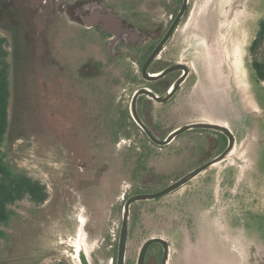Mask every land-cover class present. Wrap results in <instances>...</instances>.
<instances>
[{
	"label": "rangeland",
	"instance_id": "374dc122",
	"mask_svg": "<svg viewBox=\"0 0 264 264\" xmlns=\"http://www.w3.org/2000/svg\"><path fill=\"white\" fill-rule=\"evenodd\" d=\"M105 1L143 30L167 24L170 16L156 9L154 0ZM60 2L75 0H0V34L8 43L10 65L8 128L0 160L12 174L38 181L47 192L42 204L24 198L7 207L8 218L0 224V264H79L80 238L90 264H110L111 251L105 247L112 244L108 238L113 223L121 221L125 200L165 188L217 153L211 149L215 133L207 130L189 131L163 147L137 130L110 126L88 139L89 117L76 98L71 119L66 83L72 81L75 95L88 101L89 84L83 91L77 83L82 81L75 77L78 67L88 60L104 62L90 80L98 95L112 79L139 76L141 56L149 47L108 52L102 36L68 23L57 7ZM213 5L216 11L209 9ZM221 14L230 20L237 68L220 58L230 70L222 67L226 80L219 86L207 80L203 66L219 56L225 28ZM262 20L264 0H192L188 16L156 61L157 69L181 62L190 71L170 103L153 106L158 139L186 124L216 120L209 111L218 109L213 95L224 96L231 112L225 124L237 137L225 161L175 192L131 208V219L147 231L135 233L134 239L167 235L178 254L197 244L190 251L192 264H264V82L257 81L251 67L254 60L264 63V42L249 51ZM58 76L62 90L56 88ZM114 94L122 95L120 90ZM171 258L176 261L177 255Z\"/></svg>",
	"mask_w": 264,
	"mask_h": 264
},
{
	"label": "flooded vegetation",
	"instance_id": "af4514ba",
	"mask_svg": "<svg viewBox=\"0 0 264 264\" xmlns=\"http://www.w3.org/2000/svg\"><path fill=\"white\" fill-rule=\"evenodd\" d=\"M154 1H156V5L154 6L156 9L162 8L165 11V13L170 14V16L168 17L167 24L165 25L154 24L152 28H150L149 30H143L131 24L129 20L119 15L117 12H115V10L110 8L105 0H75L74 3L67 4L65 2H60L57 4L58 5L57 7H59L60 10H62L61 12L62 16L67 17V21L69 24L73 25L74 27H78L81 30V32H92L93 34L95 33L102 36V38H104V40L106 41L105 42L106 47L108 52L110 53L111 52L119 53V50H124L127 48L149 47L148 53L145 56L143 55L141 56V58L144 57V59L141 61L139 66V76H135L133 78L129 76V77H119L112 79V82L104 83V86H102L103 92L99 93L98 95H94L90 80L96 78L95 76L98 73L100 64L102 65L104 62H94L88 60L82 66L78 67L74 72L76 75L75 77L81 79L82 81H78L77 83L79 84L82 83L84 87L83 91L87 90V85L89 84L88 86H89V91L91 92L90 94L91 98H89L88 101H83L81 98L75 95V88L77 87L75 84H73L72 81L66 83L64 91H67L66 94L69 97L71 119L73 120V114H74L73 108L76 104L75 102L76 98L80 100V103L77 104H81V106L84 108L83 114L88 115L89 117L88 139H90V135H92L93 131L94 132L108 131V129L110 128L112 129L114 128L116 131L137 130L138 132H141L144 136L148 138L142 127L138 125L137 122L133 119L132 110L135 111L137 117L139 118L140 122L144 125V127H146V129L155 136V133L159 132V129L157 128L156 124H154L151 121V117H153V106L155 104L166 105L170 103L175 98L177 93L180 91L182 85L186 82V80L189 77V73H190L189 68L184 63L176 62L175 64L167 65L162 68L159 67L160 69H157L156 61L159 59V55L162 53L166 45L169 43L170 39L173 37L174 33L177 31L180 23L183 20H185V18L188 16L192 0H164L163 2H160L159 0H154ZM215 8H216L215 5H213L209 9H213L214 11H216ZM110 16L114 18L115 21L119 23V25H121L119 26V29H116L113 22L110 21ZM169 31L170 34L167 41L164 43V45L161 47L156 57L151 61V63L146 68L145 74L147 75V77H145L143 75V67L147 58L157 48L161 40L166 36V34ZM148 40L152 42L148 46H145ZM251 45L249 46V51ZM172 66H178V69L166 74L164 77L159 79L148 78L158 75L160 72ZM182 67L187 69L186 74ZM172 75H174V78L172 77ZM56 79H57L56 88L58 87L59 90L60 88L62 90V87L64 85L60 84L59 76L56 77ZM179 80H181V82L178 88L176 89L175 93H173L172 96L164 102L156 101L155 99L151 98L147 93L139 94L138 96H136L134 101V96L138 91L141 92L146 91L154 95L156 98H161L165 96L172 89L175 83ZM118 90L121 91L122 95L116 98L114 92ZM124 92H130V94L127 95ZM78 95L81 96L82 92ZM126 96L129 98V100L124 99ZM93 98H96L97 100H95L94 102ZM133 102H134V109H132ZM180 127L173 129L171 132H173L174 130ZM194 130H205V129H194ZM189 131H193V130H189ZM189 131L177 135L172 140V142ZM207 131H212V130H207ZM212 132L215 133V136L214 139L211 140L212 141L211 149L213 151L216 150L217 153L214 154L212 157L207 158V160H211L217 157L218 155H220L228 145V138L225 134L217 131H212ZM234 137L236 143L237 137L235 135ZM149 141L153 143L150 139ZM149 193H154V192H149ZM149 201H153V200H149ZM138 202H143V201H138ZM138 202L132 203L129 207L127 239H126L125 253L122 264H170L169 262L171 259L170 247L172 245L168 241L167 235L149 236L142 241L139 240L140 238L139 236L136 239L133 238V235L135 233L145 235L147 232L145 231V227L140 228V223L138 221H133L130 216L132 206ZM250 214L259 217V214L255 212H250ZM121 225H122V217H121V221H119L118 223H113V235L111 238H108V240L112 244L105 247L106 250L111 251L110 264H119L118 248H119V234L121 230ZM167 232H168V226L167 224H165L164 233L166 234ZM156 239H160L162 242L153 241L147 244L148 241L156 240ZM133 240L136 241L134 242ZM136 243H138L137 247L135 246ZM144 246H145V250L143 253V258L141 259V253Z\"/></svg>",
	"mask_w": 264,
	"mask_h": 264
},
{
	"label": "water",
	"instance_id": "95a60500",
	"mask_svg": "<svg viewBox=\"0 0 264 264\" xmlns=\"http://www.w3.org/2000/svg\"><path fill=\"white\" fill-rule=\"evenodd\" d=\"M110 21L113 22V24H114L116 29H119V26H121L111 16H110ZM173 26H172V28H173ZM169 34H170V31L161 40V42L159 43L157 48L147 58V60H146V62L144 64V67H143V75L145 77H147V75L145 74L146 68L151 63V61L156 57V55L160 51L161 47L167 41V39L169 37ZM176 69H178V66H172V67H169L166 70L160 72L158 75H155L153 77H148V78L149 79H159V78L164 77L166 74H168V73H170V72H172V71H174ZM183 70H184V72L186 74L187 73V69L183 68ZM180 82H181V80L177 81L175 83V85L172 87V89L165 96H163L161 98H156L154 95H152L151 93H148L146 91L145 92L138 91V92H136V94L134 96V101H135L136 96H138L139 94L147 93L151 98L155 99L156 101L164 102L167 99H169L172 96L173 93H175V91L178 88ZM132 109H134V102L132 104ZM132 117L137 122V124L142 127V129L144 130V132L146 133L148 138L157 146H166L169 143H171L172 140L177 135H179V134H181L183 132L189 131V130H194V129H205V130H212V131L221 132V133H223V134H225L227 136L228 145H227L226 149L220 155H218L217 157L205 162L201 166H199V167L195 168L194 170L190 171L189 173L185 174L180 179H178L177 181L171 183L170 185L166 186L165 188H163V189H161V190H159L157 192H154V193L135 194V195L129 197L126 200V202L124 204V207H123L122 225H121V230H120V234H119V248H118V263L119 264H122L123 263V259H124L130 205L132 203L138 202V201L155 200V199H158L160 197L166 196V195L178 190L179 188H181L182 186L186 185L188 182L193 180L195 177H197L199 174H201L204 171H206L208 168L212 167L215 164H218V163H221V162L225 161L227 159L228 155L231 153V151L234 149V146H235V137L232 134L231 130L228 127L220 125V124H211V123H207V122H196V123L186 124V125L178 128V129L174 130L173 132H171L165 139L159 140L153 134H151L146 129V127H144V125L140 122L139 118L137 117L135 111H133V110H132ZM153 241L162 242L160 239H156V240L148 241L147 244H149V243H151ZM144 250H145V246H144V248L142 250V253H141V259L143 258ZM168 252H169V249H168ZM165 258H166V256H165ZM78 261H79V264H90V262L88 261L87 255L83 254L81 252L78 254Z\"/></svg>",
	"mask_w": 264,
	"mask_h": 264
},
{
	"label": "trees",
	"instance_id": "16d2710c",
	"mask_svg": "<svg viewBox=\"0 0 264 264\" xmlns=\"http://www.w3.org/2000/svg\"><path fill=\"white\" fill-rule=\"evenodd\" d=\"M263 42L264 20L259 23L257 35L252 41L250 52L256 51ZM8 56L7 40L0 34V148L8 128V101L10 95ZM252 69L255 72L257 81L264 82V63L254 60ZM24 198H28L34 204H42L47 199L44 185L28 176L12 174L0 160V224L6 222L8 218L7 207Z\"/></svg>",
	"mask_w": 264,
	"mask_h": 264
},
{
	"label": "bare ground",
	"instance_id": "6f19581e",
	"mask_svg": "<svg viewBox=\"0 0 264 264\" xmlns=\"http://www.w3.org/2000/svg\"><path fill=\"white\" fill-rule=\"evenodd\" d=\"M226 9V8H225ZM227 10V9H226ZM229 11V10H228ZM231 11V10H230ZM231 14V13H230ZM232 15V14H231ZM234 15V14H233ZM233 19V18H232ZM219 20L221 21V25L222 27H225L223 29H221V34L223 33L224 34V37H221V41L222 43L220 44V47H219V56L216 57V59H214L213 61V65H208V64H204L203 67H205V72H206V76H207V80H214L215 82V85H219V86H222L224 81L225 80L222 78V75H221V69L222 67H225L226 69L230 70L228 68V66L226 67L225 66V62L224 63H221L220 62V58H224L226 61L227 60H231L232 61V64L230 66L231 69H235L237 68L236 67V64L237 62L234 60L233 58V54H232V35L230 34V26H229V18L227 19V16H224L221 14ZM230 21V20H229ZM224 25V26H223ZM217 32L219 33L218 29H217ZM223 36V35H222ZM220 42V41H219ZM215 48V47H214ZM237 48V47H236ZM216 49V48H215ZM234 50V49H233ZM238 52V50H237ZM239 53V52H238ZM239 58V57H238ZM237 58V59H238ZM239 61V59H238ZM228 63V62H227ZM227 72V71H226ZM234 75V74H233ZM226 76V75H225ZM229 86V85H228ZM226 87V86H225ZM235 87V86H234ZM226 95V94H225ZM213 99L216 101L217 103V108L220 109H216V110H209L210 111V115L212 116V119H216L214 121H207V123H211V124H220V125H223V126H226L228 127L226 124H225V119L228 117H230L231 115V112L229 111V108L225 102V98L223 95H213ZM224 101V103H222ZM212 103V102H211ZM213 106L211 105V108ZM232 153V151H231ZM231 153L228 155V157L231 155ZM216 165V164H215ZM82 238H80V241L78 243V250L76 252V257L78 259V254L81 252L83 254H88L86 248H85V245L82 244Z\"/></svg>",
	"mask_w": 264,
	"mask_h": 264
},
{
	"label": "crops",
	"instance_id": "0c3cea01",
	"mask_svg": "<svg viewBox=\"0 0 264 264\" xmlns=\"http://www.w3.org/2000/svg\"><path fill=\"white\" fill-rule=\"evenodd\" d=\"M208 228H212V227H208ZM212 229H214V228H212ZM203 238H205V237H203ZM206 241H207V239H206ZM225 244V243H224ZM195 246H197V244H192V246L190 245V246H188L185 250H183V252L182 253H177L173 248H172V246L170 247V251H171V255L173 254V255H177V260L176 261H174V259L173 258H171L170 259V264H192L193 263V261L192 260H190V251H191V249L192 248H194ZM223 248H224V246H223ZM227 252H228V256H229V254L231 253V251H230V249H226V245H225V248H224ZM225 251V252H226ZM171 257V256H170ZM217 261H218V259H216Z\"/></svg>",
	"mask_w": 264,
	"mask_h": 264
}]
</instances>
